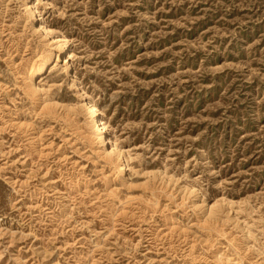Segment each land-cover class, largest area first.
<instances>
[{"label":"rangeland","instance_id":"obj_1","mask_svg":"<svg viewBox=\"0 0 264 264\" xmlns=\"http://www.w3.org/2000/svg\"><path fill=\"white\" fill-rule=\"evenodd\" d=\"M25 2L0 0V264H257L264 0H33L71 50V73L59 61L39 80L42 100L24 68L50 47ZM80 90L129 178L95 153ZM221 197L242 228L219 238L193 202Z\"/></svg>","mask_w":264,"mask_h":264},{"label":"bare ground","instance_id":"obj_2","mask_svg":"<svg viewBox=\"0 0 264 264\" xmlns=\"http://www.w3.org/2000/svg\"><path fill=\"white\" fill-rule=\"evenodd\" d=\"M4 5V4H3ZM25 11L28 14V17L31 18V22L34 24L35 22L36 27L34 28L35 31L37 33H39L40 37H44L46 38V45L50 47L49 52L46 54V56H44L43 58H41L42 56L40 55L38 59L41 58L40 61L31 63L28 67H26V70L24 68V75H23V80L25 82V87L27 88V90L29 92H31L34 96H36L35 99L37 100H42V92L44 91V87L42 85V87L39 84V80L41 79L42 76H44L49 69H51L54 66L57 65V62H62L64 64V73H71L72 72V63H71V54H70V41L69 39L63 35V34H58V32H56L54 29H52V27H49L43 23L39 24V20H41L40 16L37 13L36 7L33 4V0H26L25 2ZM4 7V6H3ZM27 21V20H26ZM24 25V23H23ZM31 25V24H30ZM33 28V27H32ZM23 29V28H22ZM21 36V35H20ZM26 37V36H25ZM30 37V36H29ZM39 37L40 41L41 38ZM28 39V38H27ZM9 44V43H8ZM15 47V46H14ZM35 48V47H34ZM24 49V48H23ZM42 50V49H41ZM40 50V51H41ZM10 51V50H9ZM36 52V51H35ZM15 53V52H14ZM13 53V54H14ZM40 53V52H39ZM69 53V56H64L65 54ZM38 54V53H37ZM21 57V56H20ZM3 58V57H2ZM10 58V57H9ZM33 58V57H32ZM13 59V57H12ZM35 59V58H34ZM33 61V60H32ZM23 67V66H22ZM20 75V74H19ZM22 76V75H21ZM19 79V78H18ZM20 80V79H19ZM72 83V82H71ZM52 87V86H50ZM48 88V87H47ZM16 89V88H15ZM48 90V89H46ZM79 95L81 96L82 100H83V110H84V114L86 116V118L89 121L90 124V129H91V139L92 142L96 144V147L94 148L95 153L102 157L103 159H105L106 161L109 162H118V173L120 177L123 178H127L129 175V169H130V165H131V156L128 154V151L125 148H122L115 140H113L111 138V133L109 131L107 122L104 121L102 115L103 113L100 111V109L97 107V104L92 101V100H88L85 97V93L80 90ZM46 97V96H44ZM49 97V96H48ZM47 99V98H46ZM36 101V100H35ZM45 101V100H43ZM37 102V101H36ZM46 102V101H45ZM37 104V103H36ZM55 105V104H54ZM68 107V106H67ZM71 107V106H70ZM69 107V108H70ZM74 108V107H73ZM51 109V108H50ZM55 112V111H54ZM56 113V112H55ZM51 114H53L51 112ZM57 114V113H56ZM69 120V119H68ZM33 124V123H32ZM32 127V126H31ZM3 129V128H2ZM66 129V128H65ZM50 131V130H49ZM60 132V131H56ZM46 133V132H45ZM62 133V132H61ZM40 134V133H39ZM37 134V135H39ZM86 134V132H85ZM37 137V136H35ZM79 137V136H78ZM86 137V136H85ZM90 141V140H89ZM58 146V144H57ZM40 149V148H39ZM6 151V150H5ZM38 155V154H37ZM61 160V159H60ZM111 166V165H110ZM32 169V168H31ZM38 170V169H37ZM34 171V170H33ZM36 171V170H35ZM140 172V171H139ZM159 172V171H158ZM157 172V173H158ZM163 172V171H162ZM162 172H160L162 174ZM48 173V172H47ZM145 173V172H144ZM35 174V173H34ZM149 174V172H148ZM152 174V173H151ZM110 175V174H109ZM147 175V173H146ZM158 176L160 174H157ZM156 175V177H157ZM170 176V175H169ZM118 177V176H117ZM155 177V176H154ZM164 177V176H163ZM162 177V180H164V178ZM129 178V177H128ZM153 178V177H152ZM158 178V177H157ZM161 179V177H159ZM178 178V177H176ZM175 178V179H176ZM28 179V178H27ZM155 179V178H154ZM168 179V178H167ZM170 179L173 178L170 177ZM182 179V178H181ZM123 180V179H122ZM169 180V179H168ZM128 181V179H127ZM161 181V180H160ZM24 182V181H23ZM126 182V181H125ZM174 182V181H173ZM172 182V183H173ZM176 182V181H175ZM46 183V182H45ZM129 183V182H128ZM163 183V182H162ZM167 184V182H165ZM177 183H179V178L177 180ZM15 184V182H14ZM108 184V183H107ZM114 184V183H113ZM132 184V183H131ZM130 184V185H131ZM175 184V183H174ZM126 185V184H125ZM178 185V184H177ZM173 186V185H172ZM182 186V185H181ZM188 186V185H187ZM138 187V186H137ZM156 187V186H155ZM161 187V186H160ZM165 187V186H164ZM167 187V185H166ZM175 187V186H174ZM131 188V187H130ZM157 189V187H156ZM178 189V188H177ZM182 189V187H181ZM56 190V189H55ZM159 190V189H158ZM165 190V189H164ZM163 190V191H164ZM179 190V189H178ZM54 191V190H53ZM185 194L186 192L189 195H192V198H197L198 194L197 190L194 188H183L182 190ZM179 192V191H178ZM177 192V193H178ZM47 193V192H46ZM153 193V192H152ZM169 193V192H168ZM182 193V192H181ZM48 194V193H47ZM187 194V196H188ZM152 196V195H151ZM181 196V195H180ZM185 196V198L187 197ZM200 196V195H199ZM173 197V196H172ZM171 197V198H172ZM176 197V196H175ZM143 198V197H142ZM201 198V197H200ZM64 199V198H63ZM182 199V198H181ZM188 199V198H187ZM131 200V199H130ZM136 200V199H135ZM132 201V200H131ZM146 201V200H145ZM176 201V199H175ZM188 201V200H187ZM206 201V200H205ZM213 201V200H212ZM149 202V201H148ZM160 202V201H159ZM175 203V202H174ZM187 204V203H186ZM233 203L228 201L226 198L221 197V198H216L213 202H211L210 204H204V201L202 200V202H193V206L195 208H199V209H205L206 216L208 219V229L211 232H216L220 236L225 235V225L227 222L229 221H233L235 223V225H239L240 226V222L238 220V217L234 216V214H232V210H233ZM180 208V207H179ZM162 209V208H161ZM182 209V208H181ZM249 211V210H248ZM133 212V211H132ZM198 223V222H197ZM243 223V222H242ZM195 225V224H194ZM200 225V224H199ZM241 227V226H240ZM242 228V227H241ZM259 228V227H258ZM229 232V231H228ZM248 232L245 233V235H247ZM251 233V232H250ZM183 234V233H182ZM234 235V234H232ZM234 237V236H233ZM224 238V237H223ZM249 238V237H248ZM230 239V238H229ZM212 241V240H211ZM247 241V240H246ZM245 243V242H244ZM249 244V243H248ZM248 244L243 247V250H252V248H250L248 246ZM252 244V243H251ZM243 245V244H242ZM192 247V246H191ZM237 247V246H236ZM240 250V249H239ZM258 252V251H257ZM219 253V252H218ZM245 253V252H244ZM255 251L253 253V255H255ZM239 255V253H238ZM259 253L256 254V256H254L253 259L254 262H256L257 264H264V257L262 258V255H260L261 257H259ZM264 256V255H263ZM225 260H224V259ZM252 259V258H251ZM217 260H221V264H229V257H223V256H217ZM232 260V259H231ZM243 260V259H241ZM235 264H239V262L241 261H233ZM243 262V261H242Z\"/></svg>","mask_w":264,"mask_h":264}]
</instances>
